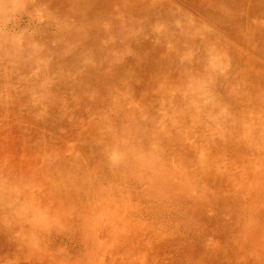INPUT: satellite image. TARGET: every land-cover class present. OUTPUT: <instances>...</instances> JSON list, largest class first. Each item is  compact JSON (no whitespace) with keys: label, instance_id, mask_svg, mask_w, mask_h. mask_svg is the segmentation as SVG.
Masks as SVG:
<instances>
[{"label":"rangeland","instance_id":"374dc122","mask_svg":"<svg viewBox=\"0 0 264 264\" xmlns=\"http://www.w3.org/2000/svg\"><path fill=\"white\" fill-rule=\"evenodd\" d=\"M159 1L164 2V5L170 6L172 9L175 8L180 12L185 11L184 23L193 24L196 27L194 29L202 31L204 34L198 37L201 41L200 45L205 43L208 46L206 51H202L203 53H195V50L186 42L188 54L182 56L184 59L178 57L182 61L191 58L186 60L188 66L185 68V72L181 71L180 73L178 68H174L163 76L156 75L161 83L158 86L147 85L144 94H166V99L159 101L161 104L170 105L169 114L166 115H171L176 110L187 111V105H191L194 97L189 96L181 99L179 92L182 93L185 88H189L190 83L185 81V75H190L193 70L189 66L191 63L205 59L206 55L211 54L210 52L214 48L218 49V46L220 48L223 42H225L226 47L231 46L235 49L230 48L232 52L237 51L242 55L251 57L243 59L245 60L244 64L240 63L243 70L246 71H243L240 78H246L248 82L251 79L250 82L259 87L260 84L256 81L261 82L262 77H264V72L263 75L259 76L256 69L259 60L264 63V58L260 57L261 54L257 55L252 48L244 43L235 42L218 26L208 22L203 17V10L196 9L191 0ZM0 3L1 52L9 58L23 56L26 57L22 58L23 60L32 59L35 54L25 55V52L18 50L17 46L32 44V36L45 30L44 26L47 23L43 20L46 19V16L43 14L40 4L33 0L31 7L26 9L25 0H11L9 2L0 0ZM260 11L254 12L256 17L262 14ZM157 20L158 18L154 19L153 24H156ZM167 23L169 22L164 24L163 31L168 34H176V28L172 24L170 25L172 22L169 25ZM254 29L255 31H251L249 34L253 39L259 35L258 29ZM210 33L214 35L212 36ZM140 38L142 43L141 45L139 43V47H143L144 44L145 47H148L144 50L153 51L151 52L153 56H165L168 51L175 49L174 46H176L175 39L167 38L164 40L163 47H160V51L157 52L155 48L159 43L157 36L149 32L141 35ZM216 38L221 39V41L214 42ZM112 40L118 46L114 52V60L123 71L133 70V65L139 68L138 72H141V69L149 68L151 62L141 54L139 47L136 49L133 44L124 43L122 39L117 37H113ZM259 49L263 51L264 44ZM50 60L51 58L44 56L40 58L39 65L33 64L31 69L25 71L24 69H14L16 68L13 64L14 60L1 58L0 79H8L1 80V90L3 87L7 89L23 88L25 90V88H30V79L45 78L46 75L52 80L56 79L58 76L56 71L48 72L47 68H44L48 66ZM217 64L218 62H214L213 67ZM231 65L228 64L223 67V72L226 75L228 74L227 69ZM258 67L260 68L259 65ZM204 69L207 70V68ZM9 70L14 71L9 72ZM108 70L106 69V71ZM123 73L122 80L117 84L115 83L117 88L124 87L128 94L127 100L132 101L134 105H140L139 96L134 92L132 85L138 81L139 85H144L141 73H138L135 80H131L125 72ZM183 78L184 80H182ZM218 78L209 73L205 79L204 77L195 78L191 82V86L202 82L203 79V84H213L219 80ZM182 83L183 86H181ZM214 91L215 95L216 91ZM57 94L49 89L45 96L40 97L52 99ZM39 95V90L34 88L25 97L11 91L1 96L0 199L4 203L7 201L5 204L8 207L6 212H1L0 217V264H23L22 262H26V264H264V240L257 239V236L261 235L259 231L261 229L259 228L260 220L257 217H264V212L256 214L254 211L255 213L250 215L251 220H247L248 223L244 222L245 224L242 226L237 224L239 228H235L236 223H239L238 220H232L230 215H226L224 211L218 208L216 202L203 199L205 197L204 191L214 194L218 192V188L211 184L212 181L207 177V171L200 170L202 164L212 166L213 169H219L216 173H220V175L224 173V179L233 181L232 184L234 183L235 186L237 183L244 185L256 176H260L257 179L259 186L264 185V112L262 107L260 111H257L258 108L246 107L241 110L242 113L239 111L241 114L234 110L232 103H222L219 107V113L226 118L223 121V128L219 132L217 131L220 135L230 132L225 130L226 128L235 131L237 124L247 123L248 112L252 116L250 133L239 134L237 130L235 133L233 131V135L236 137L233 138L235 143L239 139L241 140L243 135H247L245 140L247 143L242 148L237 146L230 148V146L224 145L221 149L214 146L215 149L212 152L210 147L214 144L210 143L209 135L214 133L208 134L205 126H202L201 129L196 127V130L194 127L186 128L178 121L181 127V136L187 135L184 132L189 133L183 137L185 140L181 142L184 150L168 151L164 149L162 154H166L167 157L162 154L157 155L153 151L152 159L149 157L152 155L149 151L129 148L126 143L119 146L120 149L118 150L109 147L113 138L106 136L105 133L113 130L105 131L110 128V126L103 124L105 120L110 118V111H106V107L96 105L92 106L93 108L90 106L81 108L75 103L78 107L74 108L70 104L71 94L64 93L62 99L66 100V105H69V110H71L69 111L63 105L53 108L47 102L38 101ZM169 97L176 100L171 101V99L169 101L167 100ZM25 99L27 102L34 101L38 106L37 109L25 108L20 102V100L24 101ZM251 100L261 106L264 105V95L259 92V89L256 94H253ZM202 102L205 106L212 103L206 97ZM154 103L155 105L158 104L157 102ZM238 103L241 108L243 103ZM210 110L212 111L209 108L204 113L197 112L190 121L200 127L210 118V113H212ZM75 111L77 113L73 115ZM63 112L71 115L69 116V123L77 119L82 127L79 129H82L84 136H87L85 138L96 137V143L107 149L106 152L109 157L114 160L117 159L120 164L119 171H117L120 174L115 175L110 180L112 182L103 184L105 189L101 187L102 191L97 198L82 199L84 197L80 192L78 194L82 197L75 195L74 190L69 187L70 191H67L63 198L55 199L51 193L46 192L51 183L40 180L50 174L33 171L37 170L38 167L41 170L45 161L50 159L49 156L51 158L60 156L62 157L61 160L71 161L69 160L70 157L81 155V145H79L78 140L76 141L72 137L71 141H66L67 135L65 134L70 133V128L62 124L53 126L52 116H62ZM44 113H50L51 116ZM77 121L74 122V125ZM229 121L231 122L229 123ZM101 154L104 156L103 152ZM22 157L37 165L27 164L24 166V173H14L12 168L11 170L6 168L20 162ZM160 157H163L162 160ZM79 158L81 165H85L84 167L92 166L93 170L97 172L99 166L92 165L86 158ZM137 164L140 165V168ZM154 164L155 166H152ZM142 167L143 169H141ZM151 167L154 169L152 168V170ZM144 168L148 169L145 171ZM157 175L161 176L156 178ZM212 178L214 179V177ZM87 180L88 186L87 189H84L85 196L93 188L89 182L90 179ZM92 181H94L93 177L91 178ZM215 181H220V178L216 177ZM71 187L73 186L71 185ZM22 188L30 194L28 195L27 192L20 196L19 190ZM232 188L235 187L232 185ZM106 193L108 196L104 197ZM198 202L199 204H197ZM20 207L25 211H21ZM227 208L231 209L232 206L229 205ZM255 208L250 209L255 210ZM234 215L236 217L237 212ZM240 215L243 216V213ZM114 216L117 217L118 221H114V225H112V220L107 219L114 218ZM223 220L228 224L231 223V226H224ZM254 225H257L256 228ZM91 229L99 233L94 234L97 236L95 240L94 237L90 239L93 236L90 234ZM114 231L123 235L128 233V235L125 237L115 236L112 234ZM104 232H108V234H102ZM247 237L255 239L254 242L247 240ZM86 238L89 240V245L84 246L79 240ZM116 238L127 239L128 242H120Z\"/></svg>","mask_w":264,"mask_h":264},{"label":"bare ground","instance_id":"6f19581e","mask_svg":"<svg viewBox=\"0 0 264 264\" xmlns=\"http://www.w3.org/2000/svg\"><path fill=\"white\" fill-rule=\"evenodd\" d=\"M4 1L9 2L11 0ZM25 1L26 9H29V7H31L32 5L31 3L33 2V0ZM35 1L40 4L41 10L46 16V19L43 20L47 23L44 26L45 30L36 33L35 36H32V44L17 46V49L23 50L25 52V55L35 54V56L32 59L28 60H23L22 58H26L23 56H13L15 58H9L5 57V54L0 50V70L1 58L8 59L10 61L14 60L13 64L16 67L14 69H24L26 71L28 69H31V66L33 64L39 65L40 58L48 56L49 58H51V60L50 63H48V66H45L44 68H47L48 72L56 71L58 73V76L53 80L47 77V75L45 78L37 77L35 79H30V88H25V90L23 88L7 89L5 87H3L1 90V80H4L6 78L0 79V106L2 102L1 96L6 95L9 91L25 97L26 95L28 96V94L31 93V90L33 91L35 88V90H39L40 92L39 97L45 96L49 89L53 90L55 93H58L52 99L40 97L38 98V101L47 102L48 105L53 108H56L59 105H63L64 107H67L66 110H69V105H66V100L62 99V94L64 95V93H70L73 98L72 99L70 97V104L74 108L78 107L75 104L77 103L79 106H81V108H86L87 106L93 108L97 105L106 107L105 110L110 111V118H108L107 121L105 120L106 123L104 121L103 124L105 126H110V128L106 129L105 131L113 130L111 132H106L105 134L106 136H110L113 138L111 143H109V147L111 149L116 148V150L120 149L119 146H122L124 143H126V146L129 148H137L141 149L140 151H149V153H152L154 151L157 153V155H161L164 149L168 151L184 150L182 148L181 142L185 140L183 137H186L189 133L184 132L187 133V135L183 134L181 136V127L179 124L186 128L194 127L195 130L196 127L201 129L202 126H205L208 130V134L214 133L211 134L213 137L209 135L211 139L210 143L214 144L212 147H210V150H212V152L215 149L214 146L221 149L224 145L230 146V148L236 146L242 148L243 145L247 143L245 141L247 135H243V137H241L242 139H239V141L235 143L233 141V138L235 137L233 135V129L231 130L226 128L225 130L230 132L228 133L225 131L227 133H225V135H220L217 133V131L219 132L223 128V121L224 119H226L221 113H219V107L222 103H232L235 108L234 110L237 112L245 109L246 107H254L255 109L258 108L257 111H260V108L262 107V111L264 112V105L261 106L260 104H257L253 102V100H251L253 94H256L258 89L259 92H262L264 95V77H262L263 80L261 82L256 81L260 84L259 87L254 86L250 82L251 79H249V82L246 80V78L241 79L240 76L244 70L242 68L243 66L240 65V63L244 64L243 62H245V60L243 59L251 57L242 55L237 51L232 52L230 48H234L231 46L226 47L225 42L223 41V43L220 45V48L219 46L218 49L214 48V50L217 49L216 51H211V54H207L205 59H202L197 63H191L192 66H189L190 68H193L192 71L190 70V75H185V81H187V83H190L189 88H185L182 93L179 92V96L181 97V99L189 96H191V98L194 97V101H191V105H187V111L184 112L183 110H176L175 112H172L171 115H166L169 114L170 105L168 106V104L166 103L161 104L159 102L166 99L165 93L155 95L144 94V91L147 90L148 86L155 87L161 84L160 81H158V78L156 76L157 74L163 76L174 68H178V71L180 73L181 71L185 72V68L188 66L186 60H190L191 58L189 57L186 60L182 61L179 60L178 57H182L188 54V48L187 46H185L186 42L189 43L190 46L195 50V53H203L204 51H206V47H208L205 43H202L200 45L201 41H199L198 37H200V35L204 33L202 31L194 29L196 27L193 26V24L191 25L190 23H184L186 15L185 11L180 12L175 8L172 9L170 6L164 5L165 3H161L159 0ZM191 1L195 5L196 9L203 10V17H205L208 22L218 26V28L223 30L224 33L232 37L235 42L239 41L240 43L248 45L257 53V55L261 54L262 56L260 57L264 58V50L261 51L259 49V47L264 44V0ZM259 11L262 12V14L259 17H256V14L254 12ZM156 18H158L157 23L153 24V20ZM166 22H172L170 23V25L172 24L173 27L176 28V34H168L163 31L164 24H166ZM169 23H167V25H169ZM253 27L258 29L259 31L258 37L254 39L249 35L251 31H255ZM149 32L153 33L158 38L157 42L159 43L155 46L157 52L160 51V47H163L164 40L167 38L175 39V49H169L171 51H168L166 53L167 55L165 56H153L151 54V52L153 51L144 50V48H148L147 46L145 47L144 44L142 45L143 47L140 48L139 46L142 43L139 40L141 39L140 36L148 34ZM113 37L122 39L124 43L133 44L134 48L136 49L139 47L141 54L144 57H147L151 62L149 68L147 67L145 69H141V72H138L139 68H136V65H133V70L123 71L120 65L117 64L114 60V52L116 51V49H118V46L115 41L112 40ZM218 41L220 42L221 39L219 40L216 38L214 42L218 43ZM126 60L127 58L125 59V61ZM260 61L261 60H259V62L255 61L260 66V68L258 67V65L256 66L259 76L263 75L264 72V63ZM214 62H218L215 67H213ZM260 63H262L263 65ZM228 64L232 65L227 69L228 74L226 75L223 72V67ZM204 68H207V70ZM106 69L109 70L106 71ZM13 71L14 70H9V72ZM123 72H125V74H127V77H129L131 80L137 79L138 73H141V77L143 80L142 82L144 83V85H139V81L132 85L134 92L139 96L141 103L140 105H134L132 101L127 100L128 94L125 91L124 87L117 88L116 84L122 80V75L124 74ZM253 72L255 74L254 70ZM209 73L214 77H219V80L213 84H203L204 79L208 76ZM201 77H204L202 82L199 81L200 83L193 84L192 87L191 82H193L195 78ZM182 80H184V78ZM184 84L182 83L181 86H183ZM211 88L215 89L211 90ZM213 90L216 91L215 95L213 93ZM204 97L212 101L211 105L208 104L209 106H205L204 102H202L203 104L201 103ZM171 99L172 98L169 97L167 100L170 101ZM174 100L176 99H172L171 101ZM20 102L27 109L36 110L38 107L34 101L27 102V99H25L24 101L20 100ZM154 102H157L158 104L155 105ZM238 102L243 103V106H241V108L239 107ZM209 108L212 109V111L210 110L212 113H210V118L205 121L206 123H202L199 127V125H195V123H192L190 121L193 115H195L197 112L204 113ZM76 113L77 112L75 111L73 115H75ZM44 114L51 116L50 113ZM69 116L71 115L66 112H63L62 116H52L54 120L53 126L62 124L70 128V133L65 134L67 135L66 141H71L72 137L75 138L76 141L78 140L79 145H81V155L75 156L73 158L70 157L69 160L71 161H65L64 159L61 160L60 158L62 157L60 156H56L54 158H51L49 156L48 158L50 159H47L45 161L43 167H41V170H39L38 167L37 170L33 171L50 174L48 177H46L47 179L41 178L40 180L51 183V186L46 189V192L51 193V196H53L55 199L60 200V197L63 198L64 194H66L67 191H70L68 189L69 187L71 190H74L73 192L78 197L83 196L84 198L82 199L90 200L92 198H97L102 191L101 187L105 189L103 184L112 182L110 180L113 179L115 175L120 174L117 173V171H119L120 164L117 159L114 160L112 157H109L106 152L108 151L107 149H105L99 143H96V137L88 136V139L85 138L87 136H84V131H81L82 129H79L82 127L80 126L77 119L69 123ZM247 119V123L241 125L237 124L236 130L239 132V134L251 132L250 122L252 120V116L249 112L247 113ZM76 121L77 123L76 125H74V122ZM178 121L181 123L178 124ZM230 122L231 121H229V123ZM204 144L206 146V143ZM101 152L104 153V156L101 154ZM162 155L166 156V154ZM79 157H83L84 159L86 158L91 162L92 165L99 166L97 172L93 170L92 166L84 167L85 165H81V159ZM149 157L152 158L153 153ZM160 158L162 160L163 157ZM27 164L34 163L28 162L26 158L22 157L20 162H16L12 167L7 166L6 168H8L9 170H11L12 168V171L14 173H24V166H27ZM152 166H155V164ZM152 168L153 167H151V169ZM141 169H143V167ZM147 169H145V171ZM200 170H206L208 174L207 177H209V179H211L212 181L211 184L214 187L218 188V192L214 194H209L204 191L203 194L205 195V197L203 199H208L212 202H216L218 204V208L224 211L226 215H230V217L233 218L232 220H238L239 223H236L235 228H239L237 224L242 226V224H245L247 220H251V214L255 212L256 214L264 212V185L261 184L259 186V182L257 180L260 178V176H256L251 181L244 183V185L242 183H237L235 186L234 183L232 184L233 181L224 179V173H221V175L220 173H216L219 169H213L212 166L202 164L200 166ZM159 176L156 178H159ZM92 177L94 181L91 182ZM212 177H214V179ZM216 177L220 178V181H226L216 182ZM87 179H90L89 182L91 183L93 188H91L90 193L85 196L84 189H87L88 186ZM252 181H254V183H252ZM71 185L73 187H71ZM232 185L235 188H232ZM27 192L28 191L24 190L23 188L19 190L20 196ZM79 192L82 194V196L78 194ZM29 194L30 192H28V195ZM106 196H108L107 193L104 194V197ZM101 201L108 202L107 200ZM5 203L2 200L0 201V217L1 212L7 211L8 206ZM256 203L257 205H254ZM197 204H199V202ZM226 205H231L232 210L230 208L228 209ZM252 207H256L255 210L250 209ZM20 208L22 209L21 211H25L22 207ZM235 212H237L238 214L236 217L234 215ZM242 213L243 216L240 215ZM116 218L117 217L114 216V218L111 217V219L107 220H112V225H114V221H118V219ZM94 219L96 220L97 218ZM257 219L260 220L259 228H261L259 229L261 235H258L257 239L264 240V217H257ZM223 222L224 226H231V223L228 224L224 220ZM257 225H254L255 228ZM241 226L240 228H243ZM96 233L99 234L97 231L95 232L91 229L90 234H93V236L89 238L92 239L94 237L95 240L97 236H94V234ZM102 234H108V232H104ZM112 234L119 237H125L126 235H128V233L123 235L122 233L117 231H114V233ZM117 240L120 242L127 241V239ZM247 240L254 242L255 239L247 237ZM79 242L84 246L86 244L89 245L88 238L81 239L79 240ZM22 263L26 264V262Z\"/></svg>","mask_w":264,"mask_h":264}]
</instances>
